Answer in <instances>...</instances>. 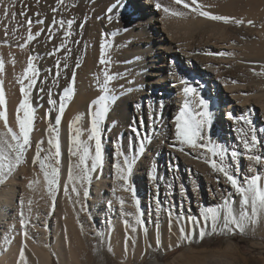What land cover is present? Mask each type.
I'll list each match as a JSON object with an SVG mask.
<instances>
[{
	"label": "bare ground",
	"instance_id": "6f19581e",
	"mask_svg": "<svg viewBox=\"0 0 264 264\" xmlns=\"http://www.w3.org/2000/svg\"><path fill=\"white\" fill-rule=\"evenodd\" d=\"M199 1L197 0L198 4ZM245 1L224 0V6L227 9L229 4L235 3L236 6L245 7ZM188 2L190 3V0ZM157 4L160 5L159 8ZM164 7L169 8V13L163 11ZM203 7L200 11L209 9ZM110 8L111 12L108 11ZM171 12H183L184 15H172ZM7 13L20 24L22 39L5 41L13 49L30 51L38 72L37 92L40 94L49 90L53 93V100L56 101V104L51 105V117L54 122L60 102L63 100L65 103V111L61 122L57 125L61 129L64 126L76 131L83 128L87 131L86 138L89 139L91 119L89 105L102 92L99 91L98 94L97 88L95 90L88 85L89 88L86 86V92L82 93L78 89V82L83 79L89 80L90 76L84 77V73L87 74L86 76L92 74L97 77L106 70L99 66L106 65L99 62L102 44L105 46V60L108 61L109 56L112 59L111 76L115 77L112 80L115 85L113 87L108 85V88L109 95L115 99L114 103L109 104L107 117L100 125L103 163L93 171V178L87 185L83 179H79L81 168L76 167L79 163V155L73 154L76 150L75 143L70 146L64 142L62 150L59 146V156L63 165L61 179L64 195L57 204L72 208L67 191L76 189L75 192L73 191V200L82 214L77 211L83 215L87 237H92L90 234H96L98 229L107 246L109 242L121 241L117 245L127 251V247L124 246L127 240L135 238L142 241L141 238L149 229H152L157 236H168L177 227L179 232L181 229L184 233L191 231L196 235L197 242L201 239L200 226L204 225L207 229L211 227V221L203 220L200 210L217 208L226 199L232 202L233 196L239 197L224 173L213 171L208 161L215 160L218 164H222L241 184L251 176L259 175L264 171V115H261V119H257L255 126L260 144L257 141V147L254 148L249 142L246 147L248 113L252 112L254 102L245 92L252 88L242 83L230 85L226 81L228 77H244L245 70L236 71V68H239L238 60L241 59L236 50L241 45L228 42L222 36L215 37L214 32L208 33L207 37L198 35V30L192 29V23L198 18V12L183 8V5L176 4L175 0H62L59 4L57 0H14ZM29 20L32 21L31 33L33 35L36 32L40 33L32 41H27ZM68 20H74L70 29L67 25ZM60 21H64L63 26ZM65 32L71 34L66 36ZM214 49L217 53L225 54L209 55ZM73 72H75L74 91L65 99L64 90L72 82ZM145 75L149 77L143 82ZM95 80L93 78V81ZM181 80L186 83L182 84ZM209 81L213 83V90L217 99L219 98L217 101L211 97L213 93L210 91L209 94H205L204 87ZM146 84L149 85L148 91L144 89ZM185 86L193 87L199 95L193 93L186 97L183 93ZM199 98L208 102V111L211 114L210 125L215 128L220 141L226 144L227 140H232L229 145H232L233 149L229 154H236L233 169L229 163L221 160L222 157H212L205 149H194L180 143L176 138L175 117L186 101L189 102L190 109L202 110L197 108ZM19 101L12 106V109L10 106L11 110L8 109L7 102L9 125L16 133L19 132L15 118ZM32 107L35 110V122L36 116L41 114L36 100ZM222 112H225V115L222 116ZM20 115L22 117L23 113L20 112ZM77 117H79L78 123ZM132 127H136L140 136L145 138L142 150ZM65 130L63 128L60 135L65 133ZM7 132L4 122L0 121V137L5 136ZM39 139L35 137L34 141L38 143ZM198 142L205 143V140ZM37 151L27 152L33 174H29V179L25 183L16 180L17 167L6 176L0 175V263L2 264H8L5 260L1 261L3 255L9 252V245L6 242L8 232L12 235L14 224L21 219V211L29 202L36 199L33 195L27 197L26 192H36L41 199L47 194L43 175L33 167V158ZM118 152H123L124 155H118ZM94 154L95 145L86 158L90 168ZM250 156H259L261 160L257 163L250 160ZM125 158L132 163L127 190L124 181L118 177L119 169L124 167ZM3 163L7 161L0 160V164ZM69 173H72V178ZM30 182L31 186H29ZM85 190L87 193L89 191V194L85 195ZM43 208L38 237L39 242L46 247L49 243L47 221L53 211L52 202L45 200ZM63 210L64 207L61 211ZM62 215L66 217L64 212ZM190 217L196 223L190 222ZM137 218L140 223H137ZM71 219L70 222L73 221ZM133 228L136 230L133 231ZM52 237L53 247L61 261L62 254L57 249V231ZM21 252L22 246L18 247L16 255ZM46 254L44 256V252H40L38 256L45 260L44 263H49L50 258ZM98 261L99 264L104 263L101 256ZM154 263L155 260H152L151 264Z\"/></svg>",
	"mask_w": 264,
	"mask_h": 264
},
{
	"label": "rangeland",
	"instance_id": "374dc122",
	"mask_svg": "<svg viewBox=\"0 0 264 264\" xmlns=\"http://www.w3.org/2000/svg\"><path fill=\"white\" fill-rule=\"evenodd\" d=\"M13 1L14 0L0 1V61L3 62V70L0 71V81H2L6 94V100H9L7 101L9 110H11L13 108L12 106L21 99V93H19L21 85L17 81V77L23 78L24 69L27 67L29 56H31L29 53L30 51H24V49L21 48L13 49L12 47H9L10 45L6 42L10 39H22V33L19 28L20 24H18L14 18L9 17L8 13L5 15V11L8 10ZM215 1L216 0H210V2H208V0H200L199 5H202L201 7L205 6L203 8L207 7V9L209 7L207 11L212 15L215 14L241 19L244 23L237 26L233 22L225 23L223 21H214L198 15V18L195 19L196 23H192V29L195 28V30H198L197 34H200L203 37H207L208 33L214 32L216 34L215 37L222 36L228 42H232L238 46L241 45L239 46V49L236 50L238 57L241 58L239 59L240 61L238 60L237 65L239 68H236V71L239 69L243 71L245 70L243 73L244 77H228L226 78V81L230 85H241L242 83L245 86L250 85L248 87L250 89L252 88L251 90L245 92L249 94L250 100L254 102V108L252 107L251 110L252 112L248 113L249 126L246 134L248 137L247 141L251 143L254 136L256 142L258 141L260 144L259 139H257L256 136L255 126L257 119H261V115H264V0H246V4H244L245 7H243V5L236 6L235 3L234 5L229 4V9H225L224 0H221L222 2L219 0ZM247 21H252L253 23L250 25ZM197 27L200 30L197 29ZM216 27L218 29H216ZM239 31L241 32L239 33ZM242 31L244 32L242 33ZM210 53L211 54L209 55H214L217 52H215L214 49L211 50ZM109 58L110 59H108L105 66L99 65L103 69H106L105 71L103 70L104 72L102 74L107 71L109 75L112 74V59L110 56ZM29 75H31V73ZM84 75V77L90 76L91 78L93 77L94 80L96 78V80L93 81V78L91 79L89 77V80L86 79L85 81V79H83L85 83H83V80L79 81V91L82 93L86 92V86L88 87L89 85L90 88L94 87L93 89L95 90L97 88L96 91L100 94L99 91L102 92L100 85L103 83L104 77L102 78L101 75L94 77L92 74L86 76V73H84ZM147 77L149 76L145 75L143 82L147 81ZM33 78L37 80L36 76ZM23 83L27 85L28 80H23ZM81 83H83V85ZM108 85L113 87L115 83L111 80ZM36 87L37 81L33 88L27 89L29 92V102L33 106V102L36 100L38 102V108L40 107L39 110L41 111V114L36 116V120L34 122L35 128L30 133V144L26 146L24 158L19 166H17V170H15L16 180L20 183H25L29 179V174H33L29 158L27 157V152L38 150L40 151L41 159L43 160L45 156L54 154L57 151V149L48 142L54 135V133L48 131L50 127H54L56 130L55 135H58L61 150L64 148V142H66V144H70L71 146L77 135L76 129H67L65 126L62 127V129H66L65 133H61L60 135L62 129L55 124L53 118L51 117L52 104H49V99L50 97L53 99V93L47 90L46 92L40 91L41 93L39 94ZM144 89L148 91L149 85L146 84ZM204 90L206 95L209 91L210 93H213L211 97H214V101L219 99H217L215 91L213 90V83L211 81H209L208 85L204 87ZM194 94L197 95L198 93L195 92ZM9 112L12 113V111ZM223 115H225V112H222V116ZM214 129L215 128L213 126H208L205 143L210 141L211 143L209 144V147H219L223 151V157L221 160L229 163L233 169L235 167L233 162L234 156L233 153L231 154L232 156L229 154V151L233 149L232 145H229L232 140H227L226 144L223 143L220 141ZM86 132L87 131L83 128H80L79 139H81V141L88 146V151H93L95 145L94 141L86 138ZM35 137L40 138L38 143L34 141ZM38 144L40 145L39 149L37 148ZM255 146L257 147L256 143L254 148ZM254 148L252 149L253 151ZM35 164L33 167H35L43 175L39 164ZM44 164L46 166L45 170L49 173H51V167L58 169L57 187L54 192L49 193L48 185L44 180L47 187V194L45 196L46 198L44 197L42 199L38 196V194H36V192H26L27 197L33 195L36 199L29 202L28 206L21 211V219L14 224L12 235L8 232L6 242L9 245V252L8 254L3 255L4 257L1 258V261L5 260L8 264H14V261L15 264H17V261H19V264H99L100 262L98 261V258L101 256L104 261L103 264H151L152 260H155L154 264H264V213L257 217L256 224L249 223L243 232L237 230L235 226H230L231 230H223L222 222H218V226L215 231H213L212 227L207 229L206 226L201 225L200 230L203 228L206 234L203 239H199L197 242L195 240L196 235H194L191 231L185 233V239H181V234L177 230V227H175L168 236H157L155 232H152V229H149L145 236L141 238L142 241H138L135 238L127 240L124 245L127 247V251H124V247L117 245L120 244L121 241H118L117 243L109 242L107 246L104 237L101 236L98 229L96 234H90L92 237H87L86 226L82 217L83 215H81V210H78L79 207L77 208L74 204L73 190L70 189L67 191L69 200L72 202V208H70V206L65 207L63 204L62 206L57 204L59 199L62 198V195H64L61 179L63 165L60 156L56 157L55 155H51L50 159L44 160ZM49 165H51V167H48ZM81 167L90 168L89 163L86 160L84 165ZM93 175L94 172L92 171L89 173L90 179L87 181L83 180L85 185L92 180ZM259 175L264 177V171ZM261 184L264 185V180L261 181ZM85 192L87 191L85 190L84 193ZM87 194H89V191ZM232 198L234 200L232 202H228L232 204L234 213H238L240 196H233ZM45 200L52 202L53 205L51 217L47 221L49 243L46 244V247L39 242L40 239L38 237V228L41 223V217L43 216V206L45 205ZM63 207L64 210L66 208L67 209L65 211H61ZM86 211H88V209H86ZM61 212H64V216L66 217H63ZM71 214L72 216H70ZM67 217L69 219H67ZM73 217L75 219H73ZM70 219L73 221L70 222ZM21 221H23V224ZM56 231L57 249H59L62 254H60L61 261L52 244V236ZM20 246H22V252L16 255V250ZM37 250H39V253L44 252V256L47 253L50 258V262L44 263L45 260L43 258L42 260L41 257L38 256L39 253L37 254ZM160 253L163 254L160 255Z\"/></svg>",
	"mask_w": 264,
	"mask_h": 264
},
{
	"label": "snow or ice",
	"instance_id": "6c2138e0",
	"mask_svg": "<svg viewBox=\"0 0 264 264\" xmlns=\"http://www.w3.org/2000/svg\"><path fill=\"white\" fill-rule=\"evenodd\" d=\"M176 4L183 5L185 9H191L192 11L198 12L199 15L214 20V21H223L225 23L233 22L237 26L244 23L241 19H235L228 16L222 15H212L208 11H200L201 5L198 4L197 0H175ZM57 3H62V0H57ZM159 8L160 5L157 4ZM111 8L108 10L111 12ZM55 11V9H53ZM163 11L165 13H169V8L164 7ZM24 15V13H20ZM172 15L183 16V12H171ZM5 15H7V10L5 11ZM15 16V13H13ZM55 22V21H54ZM42 23V21H40ZM74 20H68L67 25L70 29ZM248 24H252V21H247ZM29 27V34L27 36V41H32L36 37L40 35L39 32H36L35 35L31 33V24L32 21H27ZM61 26H63L64 21H60ZM70 32H65V35H70ZM24 45H21L23 47ZM104 45H101L100 52V63L105 64L108 61L104 58ZM225 53H216V55H224ZM33 57L29 56L27 61V67L24 69L23 78L17 77V81L20 83V93L22 98L19 101V104L16 109V122L18 124L19 132L16 133L8 121L7 114V100L6 94L2 85V81H0V121L4 122L5 127L8 129V132L5 136L0 137V160L7 161V163L0 164V175H7L11 173L13 169H15L23 160L24 152L26 146L30 144V133L34 130V109L29 102V92L27 89H31L36 85V80L33 78L38 75V72L33 64ZM66 67V65H65ZM78 67V65H77ZM3 70V62L0 61V71ZM31 73V75H29ZM59 75V73H57ZM74 78L75 72H73V80L69 83V85L64 90V98L67 99L73 94L74 91ZM115 77L109 75L107 72L104 73V81L100 85V89L102 94L94 99L89 105L90 108V135L89 140L95 141V154L92 157V166L81 167L84 165L87 156L89 155L88 146L79 140V131H77L76 139L73 141L76 145V150L73 152L74 155H79V163L76 167L81 168V176L79 179H83L85 181L90 179L89 173L92 171H96L98 165H102L103 163V148L100 138V125L106 119L107 114L109 112V104L114 103V97L109 95L108 84ZM27 79L28 83L25 85L23 80ZM235 82V81H234ZM182 84L186 82L181 80ZM196 90L193 87L185 86L183 88V93L187 97L190 94L195 93ZM198 96V94H197ZM49 104H56V101L49 99ZM208 102L203 98L198 99L197 108L202 109L197 111L195 109H190L189 102L186 101L184 106L181 108L179 114L175 117V135L177 140L182 144H187L188 146L194 149H205L208 153H211L212 157L220 156L223 157V151L219 147H209L210 141L206 143H199L198 141L206 140L205 131L207 126L211 123V114L208 111ZM95 109L94 111L92 109ZM65 111V103L63 100L60 102L57 115L55 116V124L59 125L61 122L63 113ZM20 112L23 113L21 117ZM79 122V117H77V123ZM49 132L54 133L53 138L48 142L50 145L55 147L57 151L54 154H50L49 156H45L43 160L41 159L40 151H37L33 158V163H38L41 172L43 173L44 180L48 185L49 193L55 191L57 187V176L58 169L55 167H51V173L45 170L46 166L44 164V160L50 159L51 155L59 156V140L58 135H55V128L50 127L48 129ZM132 131L136 133L139 139V147L142 150L144 146V137H141L139 131L136 127H132ZM10 138V139H9ZM256 143L255 137L253 136L251 144L254 146ZM249 141L245 140V146L248 147ZM37 148H40V145H37ZM118 155H124L123 152H118ZM236 154L233 153V156ZM250 160L255 162H259L261 157L259 156H250ZM209 166L213 169V171H218L224 173L227 181L235 188L236 192L240 196L239 200V210L238 213H234V209L231 203L224 201V203L217 208H202L201 216L205 221H211V227L213 231H215L218 226V222H222L223 230H231L230 226H235L237 230L243 232L246 226L257 223V217L264 213V185L261 184V181L264 180V177L260 175H253L250 179L245 180L243 184L239 183L233 175L229 174L228 171L222 166V164H218L215 160H209ZM119 169V166H117ZM132 169V163L125 158L123 169H119L118 177L124 181L125 190H127L128 183V175H130ZM70 178H72V173H69ZM31 186V182L29 184ZM74 192L75 188L72 189ZM87 195V192H85ZM123 203V200H121ZM250 209V212H249ZM190 222L196 223L193 218H189ZM23 224V221H21ZM137 223H140L139 218H137ZM133 231L136 229L133 228ZM181 239H185L184 230L181 229ZM205 232L203 228L199 232V236L201 239L205 236Z\"/></svg>",
	"mask_w": 264,
	"mask_h": 264
},
{
	"label": "trees",
	"instance_id": "16d2710c",
	"mask_svg": "<svg viewBox=\"0 0 264 264\" xmlns=\"http://www.w3.org/2000/svg\"><path fill=\"white\" fill-rule=\"evenodd\" d=\"M35 167H36V164H35Z\"/></svg>",
	"mask_w": 264,
	"mask_h": 264
}]
</instances>
